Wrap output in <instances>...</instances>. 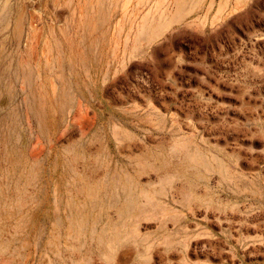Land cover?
Listing matches in <instances>:
<instances>
[{"label": "rangeland", "instance_id": "rangeland-1", "mask_svg": "<svg viewBox=\"0 0 264 264\" xmlns=\"http://www.w3.org/2000/svg\"><path fill=\"white\" fill-rule=\"evenodd\" d=\"M0 264H264V0H0Z\"/></svg>", "mask_w": 264, "mask_h": 264}]
</instances>
